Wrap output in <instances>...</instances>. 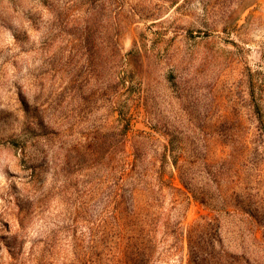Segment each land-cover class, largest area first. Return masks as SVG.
I'll use <instances>...</instances> for the list:
<instances>
[{"label":"rangeland","instance_id":"obj_1","mask_svg":"<svg viewBox=\"0 0 264 264\" xmlns=\"http://www.w3.org/2000/svg\"><path fill=\"white\" fill-rule=\"evenodd\" d=\"M264 0H0V264H264Z\"/></svg>","mask_w":264,"mask_h":264},{"label":"trees","instance_id":"obj_2","mask_svg":"<svg viewBox=\"0 0 264 264\" xmlns=\"http://www.w3.org/2000/svg\"><path fill=\"white\" fill-rule=\"evenodd\" d=\"M261 122V125L263 126V128H264V123L262 122V121H260Z\"/></svg>","mask_w":264,"mask_h":264}]
</instances>
